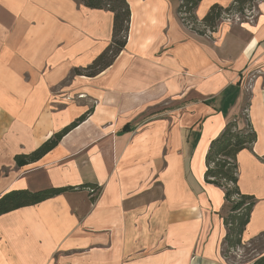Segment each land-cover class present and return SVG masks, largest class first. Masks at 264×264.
<instances>
[{
  "label": "crops",
  "instance_id": "crops-1",
  "mask_svg": "<svg viewBox=\"0 0 264 264\" xmlns=\"http://www.w3.org/2000/svg\"><path fill=\"white\" fill-rule=\"evenodd\" d=\"M125 1V45L88 77L73 71L111 43L110 11L77 0H0V197L67 189L0 215V264H250L262 256L222 255L224 191L204 172L226 123L250 125L256 140L236 155L239 190L255 199L241 243L264 235V0L252 19L223 20L210 37L182 26L176 2ZM232 1L201 0L195 16ZM82 115L42 158L16 166V155Z\"/></svg>",
  "mask_w": 264,
  "mask_h": 264
},
{
  "label": "trees",
  "instance_id": "trees-1",
  "mask_svg": "<svg viewBox=\"0 0 264 264\" xmlns=\"http://www.w3.org/2000/svg\"><path fill=\"white\" fill-rule=\"evenodd\" d=\"M171 1L176 2L175 12L183 27L197 35L210 37L216 32L222 20L235 15L245 16V11H252L258 0H233L227 7L213 4L201 20H198L194 13L201 0ZM77 2L89 9L107 10L113 14L111 43L91 65L73 71L75 75L93 77L111 65L123 49L130 17L129 6L125 0H77ZM84 118L85 115L80 116L60 132L52 135L33 152L27 155H16L14 157L16 166L21 167L42 158ZM255 140L256 134L250 125L245 130H238L236 123L230 121L226 123L222 132L210 142L205 156L204 182L224 191L225 212L222 215L226 230L222 242L224 257L226 253L240 247L242 232L249 222L250 213L255 204L253 196L242 194L239 190L236 164L238 152L243 149H251ZM66 190V188H47L36 192L10 191L0 197V215L38 204L60 195ZM250 264H264V255L254 259Z\"/></svg>",
  "mask_w": 264,
  "mask_h": 264
},
{
  "label": "rangeland",
  "instance_id": "rangeland-1",
  "mask_svg": "<svg viewBox=\"0 0 264 264\" xmlns=\"http://www.w3.org/2000/svg\"><path fill=\"white\" fill-rule=\"evenodd\" d=\"M258 1H256L255 4ZM241 18L244 19V16ZM257 254L264 255V235L257 237L249 244L244 245L241 243L240 247H237L234 251L226 253L225 258L228 259V262H234L236 260L244 261L249 260Z\"/></svg>",
  "mask_w": 264,
  "mask_h": 264
},
{
  "label": "built area",
  "instance_id": "built-area-1",
  "mask_svg": "<svg viewBox=\"0 0 264 264\" xmlns=\"http://www.w3.org/2000/svg\"><path fill=\"white\" fill-rule=\"evenodd\" d=\"M253 10L252 11H245L244 19H242L238 15H235V16H233L231 18H227V19H224V20H233V21L235 20V21H238V22H244L245 20L248 21L249 19H252V12H253ZM88 191H89L90 196H96V195H98V191L95 190L94 188H89Z\"/></svg>",
  "mask_w": 264,
  "mask_h": 264
}]
</instances>
